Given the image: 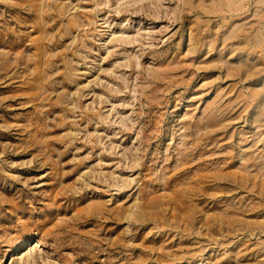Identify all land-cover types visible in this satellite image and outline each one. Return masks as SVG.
Returning a JSON list of instances; mask_svg holds the SVG:
<instances>
[{
  "label": "rangeland",
  "instance_id": "374dc122",
  "mask_svg": "<svg viewBox=\"0 0 264 264\" xmlns=\"http://www.w3.org/2000/svg\"><path fill=\"white\" fill-rule=\"evenodd\" d=\"M0 264H264V0H0Z\"/></svg>",
  "mask_w": 264,
  "mask_h": 264
}]
</instances>
